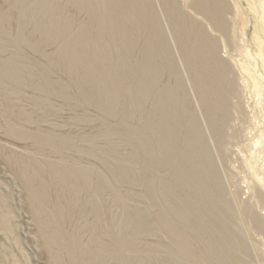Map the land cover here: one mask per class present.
<instances>
[{"label": "rangeland", "instance_id": "1", "mask_svg": "<svg viewBox=\"0 0 264 264\" xmlns=\"http://www.w3.org/2000/svg\"><path fill=\"white\" fill-rule=\"evenodd\" d=\"M197 2L0 0V264H264V0Z\"/></svg>", "mask_w": 264, "mask_h": 264}, {"label": "bare ground", "instance_id": "2", "mask_svg": "<svg viewBox=\"0 0 264 264\" xmlns=\"http://www.w3.org/2000/svg\"><path fill=\"white\" fill-rule=\"evenodd\" d=\"M222 0H198L197 4L199 5V10L202 14H204L208 19L212 18L213 23H215V27L218 29V26L220 27L219 24H224V19H223V15H220L218 17H215V15H212L211 12L209 11L210 8L212 7H220V3ZM175 3V2H174ZM223 3V2H222ZM166 5V4H165ZM174 6V5H173ZM179 6V5H178ZM167 8V7H166ZM180 8V7H179ZM182 9V8H181ZM174 10V9H173ZM182 11V10H181ZM187 18V17H186ZM186 20V19H185ZM194 25V24H193ZM201 28L199 31L201 33V36H203V29L202 27H198ZM190 29V28H189ZM219 31L224 32L223 28H220ZM190 33V32H189ZM180 35V34H179ZM194 37V36H193ZM199 37V36H198ZM185 38V36H184ZM184 38L182 40H184ZM191 38V37H190ZM204 38V37H203ZM180 39V38H179ZM187 40V39H186ZM206 41V40H205ZM203 47V45H202ZM184 52V51H183ZM190 52V51H189ZM197 52V51H195ZM203 52V51H202ZM200 53V52H199ZM197 56V55H196ZM187 59V58H185ZM200 81V80H199Z\"/></svg>", "mask_w": 264, "mask_h": 264}]
</instances>
